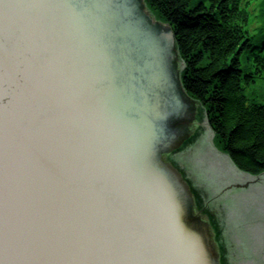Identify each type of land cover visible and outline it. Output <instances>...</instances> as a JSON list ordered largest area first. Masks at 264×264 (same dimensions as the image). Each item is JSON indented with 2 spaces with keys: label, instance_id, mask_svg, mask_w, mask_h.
Wrapping results in <instances>:
<instances>
[{
  "label": "water",
  "instance_id": "obj_1",
  "mask_svg": "<svg viewBox=\"0 0 264 264\" xmlns=\"http://www.w3.org/2000/svg\"><path fill=\"white\" fill-rule=\"evenodd\" d=\"M198 110L144 0H0V264H221Z\"/></svg>",
  "mask_w": 264,
  "mask_h": 264
},
{
  "label": "trees",
  "instance_id": "obj_2",
  "mask_svg": "<svg viewBox=\"0 0 264 264\" xmlns=\"http://www.w3.org/2000/svg\"><path fill=\"white\" fill-rule=\"evenodd\" d=\"M144 1L173 30L181 84L221 148L237 169L262 174L264 103L246 89L264 77V0Z\"/></svg>",
  "mask_w": 264,
  "mask_h": 264
},
{
  "label": "rangeland",
  "instance_id": "obj_3",
  "mask_svg": "<svg viewBox=\"0 0 264 264\" xmlns=\"http://www.w3.org/2000/svg\"><path fill=\"white\" fill-rule=\"evenodd\" d=\"M246 92L264 103V77ZM197 115L195 131L168 159L181 170L198 210L214 226L221 264H264V172L254 176L237 169L203 110Z\"/></svg>",
  "mask_w": 264,
  "mask_h": 264
}]
</instances>
